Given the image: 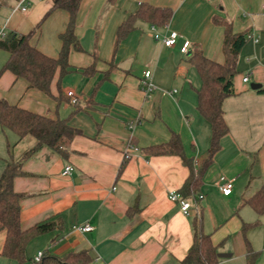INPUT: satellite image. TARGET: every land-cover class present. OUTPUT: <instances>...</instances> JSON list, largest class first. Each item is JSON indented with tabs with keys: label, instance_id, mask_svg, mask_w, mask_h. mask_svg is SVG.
I'll use <instances>...</instances> for the list:
<instances>
[{
	"label": "crops",
	"instance_id": "0c3cea01",
	"mask_svg": "<svg viewBox=\"0 0 264 264\" xmlns=\"http://www.w3.org/2000/svg\"><path fill=\"white\" fill-rule=\"evenodd\" d=\"M54 1L0 0V26L7 34L28 35L30 45L56 57L68 14L56 8L45 15ZM142 3L170 9L168 23L137 18L115 46L118 26ZM214 18L227 20L247 39L237 55L233 93L222 102L228 133L202 170L195 199L187 198L189 215H183L168 192L182 188L190 167L178 155H147L143 148L177 134L192 171L200 169L210 125L196 108L200 79L188 55L198 48L205 57L224 61L223 26ZM151 27L160 35L176 31V43L163 46ZM74 33L81 50L70 49L69 69L55 71L50 95L2 69L9 54L0 47V100L65 119L79 130L66 156L40 145L13 178L14 191L22 195V229L57 221L53 230L28 242L27 264L38 251L63 258L82 250L90 256L86 264H182L195 219L217 253L231 254L216 264H246L247 245L258 252L254 264H264V211L259 215L245 202L264 188V92L259 91L264 89V0H79ZM184 40L190 42L187 54L180 52ZM91 65L92 72H83ZM146 70L154 87L149 93L141 90ZM245 75L248 81L242 80ZM251 83L260 87L251 89ZM67 90L77 96V105L69 102ZM34 144V137L18 138L0 125V174L8 160L19 159ZM66 164L74 169L63 176ZM227 180L232 190L223 195L218 186ZM84 224L92 229H74ZM4 239L1 230L0 264H18L1 254Z\"/></svg>",
	"mask_w": 264,
	"mask_h": 264
},
{
	"label": "trees",
	"instance_id": "16d2710c",
	"mask_svg": "<svg viewBox=\"0 0 264 264\" xmlns=\"http://www.w3.org/2000/svg\"><path fill=\"white\" fill-rule=\"evenodd\" d=\"M109 2L113 0H108ZM79 0H55L52 9L61 8L68 14L64 30L59 33L60 47L56 57H50L29 44L28 35L12 34L0 39V47L9 54L3 65L4 70L10 71L14 76L24 79L29 87L38 89L50 95V83L57 69L61 74L69 69L67 57L71 48L81 50V46L74 33L75 15ZM171 17L168 8L155 7L142 3L135 13L122 22L115 36V46L133 28V22L142 18L153 25H166ZM214 23L223 26L222 52L224 61L219 63L205 57L202 51L195 48L188 55V61L199 76L200 85L196 89V108L199 114L210 125L209 146L205 158L197 173L192 171L189 160L183 155L182 143L179 135L172 134L167 142L154 144L143 148L147 155H178L183 163L190 167V173L182 188L179 190L183 197L195 199V191L200 182V174L205 166L213 159L220 148L221 138L228 133V127L223 116V99L233 93L232 80L236 73L238 52L247 39L246 33H235L231 23L222 18H214ZM8 35V34H7ZM93 66L83 69L90 73ZM259 91L264 92V89ZM78 101L73 104L77 105ZM0 125L13 131L18 138L25 135L34 137L35 144L26 150L17 160H8L0 174V231H5V239L1 254L18 264H27L25 247L28 242L42 233L51 231L57 221L47 220L22 229L20 226L19 201L22 197L13 189V178L22 174L21 163L25 157L31 155L40 145H45L61 156L68 153V145L79 130L70 126L65 119L49 118L25 110L17 105L0 100ZM257 214L264 211V188L257 190L245 200ZM251 224H244V232ZM193 240L182 264H216L218 261L216 247L209 234H205L199 221L193 220ZM258 252L250 245L246 246V264H254ZM90 256L86 251L70 252L63 258H55L43 252L40 264H86Z\"/></svg>",
	"mask_w": 264,
	"mask_h": 264
},
{
	"label": "built area",
	"instance_id": "2783aa9c",
	"mask_svg": "<svg viewBox=\"0 0 264 264\" xmlns=\"http://www.w3.org/2000/svg\"><path fill=\"white\" fill-rule=\"evenodd\" d=\"M26 7L23 5L21 7V10L24 11ZM153 31V38L155 40H158L162 43L163 46L165 47H171L176 43V40L178 38V33L176 31H170L167 35H160L157 33L154 29V27H151ZM7 37V32L3 26H0V39H3ZM190 47V42L189 40H184L180 46V52L183 54H187L188 50ZM249 76L245 75L242 80L243 81H248ZM154 89L151 81H150V71L146 70L143 72V77L141 79V90H143L145 93H149ZM66 96L69 99V102L71 104H75L78 100L77 96L73 93L72 90H67ZM130 149L136 151L138 148L137 147H131ZM73 166L71 164H66L62 171L61 175L63 176H68L73 172ZM219 191L223 195H229L232 190V181L227 180L226 182L222 183L221 185L218 186ZM202 195L198 194L197 198H201ZM168 198L176 202L179 205V209L183 215H189V210H190V202L187 198L183 197L182 194L179 191L172 190L168 192ZM74 229H77L79 231L83 232H88L92 229V227L89 224H84V225H76L74 226ZM43 256V252L38 251L34 257L31 259L30 264H40L41 259Z\"/></svg>",
	"mask_w": 264,
	"mask_h": 264
},
{
	"label": "water",
	"instance_id": "95a60500",
	"mask_svg": "<svg viewBox=\"0 0 264 264\" xmlns=\"http://www.w3.org/2000/svg\"><path fill=\"white\" fill-rule=\"evenodd\" d=\"M12 36V34H8L7 35V38L9 39L10 37ZM260 87L259 84H256V83H251L250 84V88L251 89H258ZM231 254L230 253H226V252H218L217 253V257L218 258H225V257H230Z\"/></svg>",
	"mask_w": 264,
	"mask_h": 264
}]
</instances>
